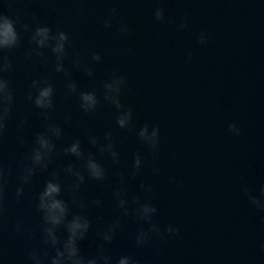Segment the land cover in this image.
<instances>
[{
  "label": "clouds",
  "instance_id": "obj_1",
  "mask_svg": "<svg viewBox=\"0 0 264 264\" xmlns=\"http://www.w3.org/2000/svg\"><path fill=\"white\" fill-rule=\"evenodd\" d=\"M116 9L111 10L112 14ZM154 19L157 22L165 20V11L158 7L154 11ZM36 17H33V21ZM19 17L13 18L4 12H0V142L3 141L7 131L8 121L12 116V109L15 104V95L10 86V81L5 74L9 72L13 65L6 51L21 46V35L17 31L16 25ZM105 28H111V20H105ZM23 31L30 35V42L35 47L29 49V57L36 56L42 63L47 62V56L43 49H48L55 56L56 63L54 70L62 73L66 80L65 98L78 96L79 107L85 114L95 113L101 104V98L97 91H80L77 83L71 79V73L65 69V58L68 57V47L71 43L68 33L62 30H53L47 25H40L34 29L30 24H23ZM188 27L187 21L176 25L177 30L182 31ZM121 35H126L129 31L127 25L121 23L117 28ZM208 36L205 32H200L197 41L201 45L208 43ZM129 51H131L129 49ZM191 56H189V60ZM102 57L99 53H92L90 63H82L80 54H75L72 65L77 70H82L88 76H93L92 64L100 63ZM103 100L112 105L116 110L115 123L121 130L133 132L140 142L147 147L149 153L155 159L160 149V128L158 125L144 124L138 130L133 121V109L126 107L122 103L121 97L128 90L127 79L113 72L111 76L103 81ZM34 90V91H33ZM55 89L47 79H34L27 92L26 100L40 110V115L46 122L44 130L35 134L30 151L24 154L19 183L15 191V199L18 202L24 196L25 187L33 183V178L38 173H48L49 178L44 181L43 189L35 198V211L39 214L41 223L38 226L39 246L30 249L27 253L28 264H139V261L130 255H122L113 260L106 245L112 244L118 231L122 227L123 218H133L141 222V227L137 230L134 241L138 248H143L149 244L153 237L167 240L169 237L179 236L180 229L172 224L163 228L153 218L158 209L148 200H142L139 196L128 198L125 187V175L120 174L119 185L113 189L115 207L119 215L113 219L106 227L96 233L102 243L98 246L95 255L85 256L80 248V243L88 238L92 229V221L86 210L90 207H101V200H85L81 195V186L86 180L104 181L107 178V169L96 159L91 151H85L79 139H74L70 144L58 145L57 141L64 136L62 127L53 122ZM71 117L66 116L65 121L70 122ZM27 124V119L19 121L16 125L18 129H23ZM228 132L233 136H240L242 130L236 123L227 125ZM19 143H25L23 137H19ZM89 143L96 148L101 156L107 154L114 164L120 161V152L116 148L117 138L111 130L105 132L103 141L95 135H89ZM62 156L75 158V162L61 165L59 170L50 165ZM79 162V164H77ZM144 168V157L140 152L133 156V162L127 176L130 179L139 177ZM61 172L70 178V182H61ZM153 175H159L160 169L153 166ZM12 175L11 167H5L0 160V233L5 226L6 213L5 194L7 190L8 178ZM170 182H176L175 177H169ZM140 188L145 192H153L152 185L141 182ZM65 190L70 195V200L63 198ZM242 192L247 197L250 205L258 212L264 213V185L259 188V197L252 194L246 185H242ZM73 209H77L74 211ZM264 220V217H262ZM17 233H25L29 239L37 238L36 231L24 225L22 220H17L15 225ZM261 252H264V241L259 245Z\"/></svg>",
  "mask_w": 264,
  "mask_h": 264
}]
</instances>
